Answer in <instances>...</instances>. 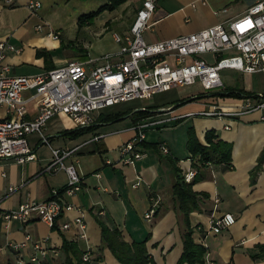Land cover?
<instances>
[{"label":"crops","instance_id":"0c3cea01","mask_svg":"<svg viewBox=\"0 0 264 264\" xmlns=\"http://www.w3.org/2000/svg\"><path fill=\"white\" fill-rule=\"evenodd\" d=\"M27 1L14 0L12 5H6L0 0V41L6 40L23 47L20 51L9 48L3 50L2 60L10 64V72L15 74L45 69L43 56L38 55L36 50L48 47L42 41L43 36L53 39L46 34L49 29H53L46 17L60 12L62 7L64 9L73 0H38L40 6L35 10L27 6ZM193 1L195 4L191 5ZM254 1L256 0H156L143 37L146 41L153 42L224 22L243 13ZM141 2L142 0H126L120 6L130 4L134 8V17ZM38 23L43 24L39 30L35 28ZM59 39L60 37L53 40ZM69 57L56 59L51 52L54 66ZM247 90L250 93L264 92V89ZM217 96L218 99L214 98L211 104L226 107L231 104L239 105L241 102L239 96ZM185 105L182 101L160 103L156 108H150L153 112L142 116L159 118L176 115L162 122V125L175 124L184 117L193 125L200 139H204V130L211 127L219 137L231 142L229 165L224 162H207L196 168L197 177L192 187L197 191V207L185 214L172 193L175 171L169 156L174 158V163L183 173L193 166L185 140L183 144L176 143L177 146L175 144L174 147L166 141L168 152L161 151L158 141L157 145L143 143L147 153L133 164H124L117 159V146L131 134V130L125 125H109L106 123L110 121H100L93 132H104V135L82 143L77 148L81 187L72 194H64L68 201L84 209L86 235H76L73 225L66 228L52 227L37 218L24 222L14 219L9 228L5 229L0 216V262L14 256L12 250H3L2 246L8 240L21 239L28 231L34 237L46 235L47 244L60 256L56 255L57 260L64 256L60 245L62 236H66L75 239L82 251L87 246L90 247L91 258L88 264H124L108 246L101 244V227L95 217L97 213L109 225L115 224L121 228L124 238L128 240L146 237L145 244L151 260L144 264H191L187 261L178 262L187 230H190L194 241L205 246L203 259L194 264H264V120L259 118L257 109L234 114H199L195 111L208 107L181 110ZM33 112L34 110L29 114ZM4 113L5 106L0 105V114ZM79 138H70L65 141V145L80 143ZM145 140L148 141L146 138ZM30 145L35 152L33 159L22 162L11 157H0L2 208L17 205L24 197L43 199L49 196L52 188L65 184L66 173L63 168L43 170L51 154L49 145L41 148L42 144L34 139ZM259 156H262V160L255 169ZM105 158L112 160V164L106 163ZM137 175H140L141 181L134 186L132 183ZM9 183L16 187L6 193ZM152 194L159 196L160 200L152 216L145 217L143 214L152 202ZM101 209L102 212L99 211ZM224 211H232L235 220L218 232L212 231L209 227L210 218ZM76 214L77 208L64 209L58 221L71 219ZM73 264L77 263L74 261Z\"/></svg>","mask_w":264,"mask_h":264},{"label":"built area","instance_id":"2783aa9c","mask_svg":"<svg viewBox=\"0 0 264 264\" xmlns=\"http://www.w3.org/2000/svg\"><path fill=\"white\" fill-rule=\"evenodd\" d=\"M12 5L14 0H2ZM156 0H142L127 31H114L112 36L118 47L88 58H69L56 66L34 73H11L10 64L3 61L4 48L20 51L6 40L0 41V105L5 113L0 114V157L6 156L17 161L35 157L29 143L28 134L36 133L37 142L49 145L50 157L43 170L54 171L63 168L66 182L62 190L54 187L50 195L43 198L21 200L13 207H0V215L5 229L14 219L21 222L42 219L52 227H75V234L85 236L86 223L84 209L68 201L64 194H72L81 187V173L77 165V148L80 144L104 135L95 131L84 136L80 143L71 146H54L43 128L54 114L62 112L74 125H87L94 122L102 108L134 97L151 96L154 92L173 86L198 82L203 88L218 87L225 90L220 69L230 67L240 71L264 72V0H256L247 9L224 22L200 28L196 31L174 35L153 42L146 41L143 31L149 26V19ZM195 2H191L194 5ZM27 6L35 10L38 0H28ZM42 23L35 28L41 29ZM58 39L59 32L49 29L46 33ZM231 96V95H223ZM239 105L223 106L211 104L195 113L221 114L241 113L259 110V118L264 120V92L242 93ZM141 108H148L142 105ZM34 110L33 113L30 111ZM150 115V114H149ZM140 116L132 120L126 128L131 134L118 146L117 159L124 164H133L147 151L142 146L145 128L149 124L167 121L176 115L159 118ZM162 152H168V145L158 141ZM106 163L112 160L105 158ZM196 172L192 166L183 173L185 180H191ZM99 174V172H96ZM4 174V171H2ZM141 181L140 175L132 185ZM9 183L6 193L14 190ZM152 202L144 211L145 217L154 213L160 197L152 194ZM77 208L71 219L59 222L64 209ZM102 212L103 210H99ZM235 220L232 211H224L210 218L209 227L218 232ZM57 226H54V222ZM47 236L38 237L26 231L21 239L8 240L1 249L12 250L14 256L0 264H58L57 252L47 244ZM90 247L82 251V258L90 262ZM212 263V261H208Z\"/></svg>","mask_w":264,"mask_h":264},{"label":"rangeland","instance_id":"374dc122","mask_svg":"<svg viewBox=\"0 0 264 264\" xmlns=\"http://www.w3.org/2000/svg\"><path fill=\"white\" fill-rule=\"evenodd\" d=\"M105 1L107 0H73L70 5H67L64 9L62 7L60 12L53 15L49 14L46 20L50 24V27L53 28L52 30H59L60 39L53 40L43 36L42 41L48 46L46 49L52 52L56 59H58V57L66 58L69 56V58L77 59L98 56L104 51L117 48L118 43L115 42L112 33L114 31L124 33L128 30L134 14V8H131L130 4L120 6V3L113 9L106 8L96 14L90 23H79L77 20L80 14L96 9ZM55 24H59V26H55ZM81 52L85 55L80 54ZM220 74L226 87H244L252 90L264 89L263 72H246L230 67H223L220 69ZM216 90L220 89L218 87L203 88L198 82L177 85L166 90L154 92L151 96L134 97L116 102L113 105L102 108L101 111H123L119 118L109 119L107 121L110 122L106 124L125 125L127 127L128 124L132 123L130 111L140 108L142 105H147L149 103L158 106L160 103L172 104L182 101L186 103V105L183 106L181 110L202 106L211 107V102L214 101V98L218 99ZM212 95L214 97H212ZM189 97L192 98L188 99ZM156 107L149 106L151 109ZM125 110L128 111L125 112ZM188 124L189 121H187L186 118L184 119V117L171 125H162V122L149 124L145 128V138L148 141H164L166 144L169 142L174 147L176 143L179 145L185 140ZM71 126H75L71 119L64 113L58 112L54 113L46 121L43 130L51 137L50 141H52L53 145L59 146L60 144L65 145V143H67L65 141H68V139L77 137H70L61 133V129ZM92 133L93 131H90L83 133L81 136L79 135V140ZM35 134L36 133L28 134L30 143L33 139L35 141L37 140L38 135ZM40 144H42L41 148L46 147V143L40 142ZM30 198L33 197H24L23 200ZM13 206L16 205H8L5 207Z\"/></svg>","mask_w":264,"mask_h":264},{"label":"trees","instance_id":"16d2710c","mask_svg":"<svg viewBox=\"0 0 264 264\" xmlns=\"http://www.w3.org/2000/svg\"><path fill=\"white\" fill-rule=\"evenodd\" d=\"M124 1L126 0H107L100 4L96 9L80 14L77 20L79 23H90L92 18L102 10L106 8L113 9ZM36 53L43 56L45 68L54 66V63L51 59V52L48 49H37ZM80 54L85 55L83 52ZM242 93L250 92L243 87L230 86H227L225 90H216V94L221 96H239ZM149 106L150 105H148V108H136L131 110L130 115L132 120H136L143 114L153 112ZM126 111L128 110H125V112ZM122 113L123 111L120 110L101 111L99 112L96 120L90 124L64 127L60 131L61 133L70 137H76L85 132L94 131V129L99 125L100 121L117 119ZM203 137L204 139H200V137L196 134L192 124L187 125L185 146L189 151L193 166L198 169L200 164H205L207 162H224L229 165L231 163V142L219 137L215 133L214 128L211 127L204 130ZM143 143L157 145L156 141L148 142L144 140ZM169 158L175 171V180L172 183V193L178 199L179 207L184 211L185 214H187L189 210L197 207V191L192 187V183L197 176L195 173L191 180H185L183 172L174 163V158L172 156H169ZM261 160L262 156H259L255 169L259 167ZM63 186L57 187L58 190H62ZM95 217L101 227V244L108 246L117 259L122 261L124 264H144L151 260V256L149 252H147V247L145 244L146 237L128 240L124 238L121 228H119L117 225H109L106 219L97 213H95ZM54 226H57L56 221L54 222ZM60 248L64 252V256L61 260H58V264H73L74 261L77 264H88V261L82 258V249L78 246L75 239L62 236ZM204 251L205 246L200 242L194 241L190 230H187L184 233L183 249L178 258V262L187 261L191 264H194L196 261L203 259Z\"/></svg>","mask_w":264,"mask_h":264},{"label":"water","instance_id":"95a60500","mask_svg":"<svg viewBox=\"0 0 264 264\" xmlns=\"http://www.w3.org/2000/svg\"><path fill=\"white\" fill-rule=\"evenodd\" d=\"M141 108V107H140Z\"/></svg>","mask_w":264,"mask_h":264}]
</instances>
